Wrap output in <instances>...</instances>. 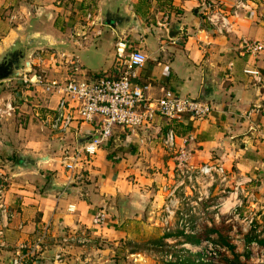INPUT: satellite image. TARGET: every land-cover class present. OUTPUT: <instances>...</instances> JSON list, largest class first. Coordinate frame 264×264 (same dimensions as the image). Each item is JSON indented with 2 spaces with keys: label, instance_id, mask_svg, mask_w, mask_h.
Masks as SVG:
<instances>
[{
  "label": "crops",
  "instance_id": "0c3cea01",
  "mask_svg": "<svg viewBox=\"0 0 264 264\" xmlns=\"http://www.w3.org/2000/svg\"><path fill=\"white\" fill-rule=\"evenodd\" d=\"M216 1L230 22L222 35L206 23L198 0L82 1L83 8L86 2L94 5L95 10L87 8L93 13L107 7L120 8L130 21L119 31L104 24L100 36L94 34L99 27L88 33L89 44L76 50L78 79L94 82L103 76H115V42L125 39L128 47L147 57L136 79L138 85L148 86L147 96L157 98L169 91L191 99L202 98L211 104L212 111L203 120L185 116L175 122L173 149L162 142L171 126L166 118L156 117L150 123V139L142 143L138 131L116 129L114 137L102 144L90 161L83 160L81 178L74 183L68 184L67 172L60 167L54 149L36 169L19 172L20 188L5 190L0 196V264H11L19 243L32 242L44 233L47 249L35 255L34 264H119L123 257L132 264H142L139 261L147 256L127 251L123 245L153 236L156 241L164 238L156 217L167 195L165 188L168 190L187 175H197L202 188L218 190L221 185H217V172L210 177L199 174L204 165L224 171L228 166L258 170L245 174V180L259 178L264 183V0ZM237 2L242 7L234 16L228 11ZM83 8L74 20L78 25L83 23ZM1 31L0 55L10 47L14 34L11 28L4 34ZM57 39L55 32V42ZM243 41L259 43L261 49L248 50ZM54 74L53 69L47 73L49 77ZM205 78L209 88L203 91ZM23 92L30 95L32 90ZM25 99L36 101L39 111L53 108L49 105L51 99L57 102V96L45 94L40 100L32 95ZM40 131L49 136L52 145L57 139L60 154L63 145L75 141L70 135L61 138ZM86 140L78 137L76 142ZM180 147L190 153L185 168L177 158ZM52 176L55 188L47 191ZM261 189L264 191V184ZM69 205L73 206L72 212ZM98 214H103L102 221L94 223ZM67 234L82 237L84 242L68 246L61 240Z\"/></svg>",
  "mask_w": 264,
  "mask_h": 264
},
{
  "label": "rangeland",
  "instance_id": "374dc122",
  "mask_svg": "<svg viewBox=\"0 0 264 264\" xmlns=\"http://www.w3.org/2000/svg\"><path fill=\"white\" fill-rule=\"evenodd\" d=\"M82 1L0 0V28L4 30L1 32L4 34L10 28L14 31L8 46L23 40L27 34L36 33L51 39L53 46L65 49L69 33L78 25L74 20L83 8L85 0ZM55 32L58 33L56 42ZM53 70L57 78L64 74L60 68ZM7 81H0V104L7 102L9 94H18L16 101L12 100L11 114L0 115V185L6 191H13L21 184L17 180L19 171L13 160L18 154L48 156L53 149L57 158L61 159V154L57 139L52 145L49 136L39 130L37 102L25 99L32 95L40 100L42 92L33 89L23 98L21 88L14 87L16 82ZM50 96L56 98L55 95ZM54 102L51 99L49 105L55 107ZM59 165L64 169L61 162ZM254 172L258 170L228 166L227 170L216 174L221 180L226 179L224 182L219 179L217 185L221 186L216 191L206 190L205 186L202 188L200 180L185 178L174 196L166 195L158 208L156 220L164 238L156 241V236H153L139 243L125 242L123 247L147 256L139 261L142 264H232L229 261L233 257L225 248L230 244L234 246L241 264H264V191L261 189L264 183L259 178L251 182L245 180V174ZM174 186L164 190L171 191ZM169 199L172 201V214L167 219L171 227L167 232L161 218L166 215L163 211ZM214 226L219 227L217 231ZM185 236L189 237L188 242ZM119 264L132 263L123 257Z\"/></svg>",
  "mask_w": 264,
  "mask_h": 264
},
{
  "label": "built area",
  "instance_id": "2783aa9c",
  "mask_svg": "<svg viewBox=\"0 0 264 264\" xmlns=\"http://www.w3.org/2000/svg\"><path fill=\"white\" fill-rule=\"evenodd\" d=\"M198 7L204 16L206 23L217 34H224L230 27L228 16L216 0H198ZM242 7L237 2L228 11L238 16L237 9ZM103 24L97 22V13L86 9L83 23L79 28H74L68 40L71 41L72 50L37 49L30 59L29 68L20 76L8 79V83L15 81V88L23 91L39 90L45 95H56L57 102L53 108H45L37 113L40 120V130H47L61 138L70 135L74 137V143L61 147V159L67 172L68 184L81 178L83 172V160L90 161L98 151V148L112 139L116 129H130L139 132L140 143L150 139L149 125L156 118H166L170 122V128L165 133L163 145L167 149L175 147L176 133L174 123L188 116L192 119H206L212 111L210 103L173 94L169 91L162 93L160 97L151 98L146 95L147 85H138V69H140L147 57L140 50L128 47L125 39H118L114 48L115 76H103L94 82L78 79V57L76 50L89 44L88 33L95 29L94 34L100 36ZM246 49L256 51L261 49L259 43L243 41ZM64 69V74L59 78L49 77L47 73L53 68ZM250 72V71H249ZM7 86V83H6ZM16 95L9 94L7 102L0 104V115L11 114L13 110L12 100L16 101ZM4 106V108H3ZM86 137L87 140L77 144V138ZM178 161L182 168L187 167L190 153L184 147L178 150ZM191 169V167H189ZM199 174L211 176L212 172H223L221 167L202 166ZM197 175L188 180L196 179ZM183 180L177 183L167 197L174 196L175 190L183 184ZM194 189V185H191ZM0 185V196L4 192ZM171 200L165 205V216H162V226L165 231L170 230L169 215L172 214ZM68 210L73 211L69 205ZM103 214H98L94 223L102 221ZM62 242L70 246L71 243H82V237H73L71 234L63 235ZM47 239L45 233L32 242L19 243L11 259V264H32L34 257L39 252L46 251ZM172 256V255H171ZM59 258V256H55Z\"/></svg>",
  "mask_w": 264,
  "mask_h": 264
},
{
  "label": "water",
  "instance_id": "95a60500",
  "mask_svg": "<svg viewBox=\"0 0 264 264\" xmlns=\"http://www.w3.org/2000/svg\"><path fill=\"white\" fill-rule=\"evenodd\" d=\"M118 9H111L107 7L101 13L97 12V22L112 27L119 31L130 21V16L121 13ZM56 45V44H54ZM67 47L59 48L53 46V42L38 36L36 33L27 34L22 41L12 44L10 47L5 48L4 52L0 55V81L4 79L17 78L22 72L27 71L32 53L37 49H57V50H72L71 43L67 41ZM70 46V47H69ZM71 49V50H70ZM209 88L207 79H204L203 91ZM201 100H203L201 98ZM244 136L243 139H246ZM48 160L47 156L35 157L31 155H17L15 167L19 172L34 170L40 163ZM55 188L54 177L52 176L46 185V190L51 191ZM53 255V253H52Z\"/></svg>",
  "mask_w": 264,
  "mask_h": 264
},
{
  "label": "trees",
  "instance_id": "16d2710c",
  "mask_svg": "<svg viewBox=\"0 0 264 264\" xmlns=\"http://www.w3.org/2000/svg\"><path fill=\"white\" fill-rule=\"evenodd\" d=\"M32 1V0H31ZM93 4L91 3V5H89V4H86L85 5V7L83 8V11H85L87 8H92L93 9V6H92ZM91 9V10H92ZM9 149V151H11V149L10 148H8ZM10 153V152H9ZM218 228L219 227H215L214 229H215V231H217L218 230ZM188 236H185V241H187L188 242ZM190 242V241H189ZM262 243H264V241H262ZM225 248L227 249V250H229V252H230V255L233 257V259L231 260V261H229L230 263H232V264H241V261L239 260V256H238V254H236L235 253V250H234V246L233 245H230V244H227V246H225Z\"/></svg>",
  "mask_w": 264,
  "mask_h": 264
},
{
  "label": "flooded vegetation",
  "instance_id": "af4514ba",
  "mask_svg": "<svg viewBox=\"0 0 264 264\" xmlns=\"http://www.w3.org/2000/svg\"><path fill=\"white\" fill-rule=\"evenodd\" d=\"M11 159H13V158H11ZM14 161H16V158L15 159H13Z\"/></svg>",
  "mask_w": 264,
  "mask_h": 264
}]
</instances>
